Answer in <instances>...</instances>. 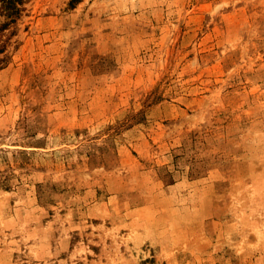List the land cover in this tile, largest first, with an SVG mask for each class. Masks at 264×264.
<instances>
[{
  "label": "rangeland",
  "instance_id": "obj_1",
  "mask_svg": "<svg viewBox=\"0 0 264 264\" xmlns=\"http://www.w3.org/2000/svg\"><path fill=\"white\" fill-rule=\"evenodd\" d=\"M5 22L0 264H264V0Z\"/></svg>",
  "mask_w": 264,
  "mask_h": 264
},
{
  "label": "trees",
  "instance_id": "obj_2",
  "mask_svg": "<svg viewBox=\"0 0 264 264\" xmlns=\"http://www.w3.org/2000/svg\"><path fill=\"white\" fill-rule=\"evenodd\" d=\"M27 0H0V16L6 18L3 27L15 23L23 12V5Z\"/></svg>",
  "mask_w": 264,
  "mask_h": 264
}]
</instances>
